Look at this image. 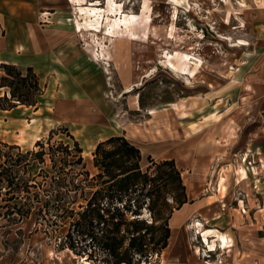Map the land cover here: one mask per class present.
I'll use <instances>...</instances> for the list:
<instances>
[{"label": "rangeland", "instance_id": "obj_1", "mask_svg": "<svg viewBox=\"0 0 264 264\" xmlns=\"http://www.w3.org/2000/svg\"><path fill=\"white\" fill-rule=\"evenodd\" d=\"M58 4L51 15H40L39 4L37 21L51 32L47 35L53 41V55L61 56L54 63L61 70L52 76L47 64L41 65L42 74L34 70L42 86L36 106L0 110V147L36 150V143L46 142L52 133L54 141L71 143L68 132L83 149L86 170L94 175L97 145L125 136L141 150L144 169L149 157L157 162L176 161L189 202L172 219L186 209L205 207L180 226L184 248L191 251L188 258L195 257L197 248L203 249L194 222L210 229L214 221L223 223L224 216H240V200L249 216L244 227L259 229V237L264 238L262 154L255 151L243 157L241 147L233 143L240 152L229 151L225 158L220 155L207 167L200 165L206 163L204 150L189 151L193 135L199 134L204 142L209 126L223 119L212 102L224 93V78L238 68L242 51L253 45V24L257 13L264 10V0H85L84 7L95 8L97 16L89 11L79 15L65 0ZM126 16H134L128 25L118 22ZM77 20L85 24L82 33L76 28ZM239 41L248 45L240 46ZM8 54L15 57L11 50ZM3 90L10 96L8 89ZM173 124L181 134L166 140L162 131L169 132ZM242 169L249 179L255 177L248 186L239 175ZM221 176L225 194L222 203L216 204ZM3 198L0 214L5 215L11 208ZM38 219L0 216V264H95L58 248L54 238L66 236L68 225L60 222L49 227L44 220L38 224ZM173 228H179L177 221ZM233 228L231 223L229 229ZM217 256L207 253L198 264L215 262ZM178 262L161 255L150 264Z\"/></svg>", "mask_w": 264, "mask_h": 264}, {"label": "trees", "instance_id": "obj_2", "mask_svg": "<svg viewBox=\"0 0 264 264\" xmlns=\"http://www.w3.org/2000/svg\"><path fill=\"white\" fill-rule=\"evenodd\" d=\"M0 68V88L10 93L0 97V110L36 106L42 86L34 69ZM54 136L38 141L36 150L0 147V197L11 208L0 216L68 225L66 236L54 238L58 248L95 264H150L160 257L169 246L173 215L189 202L176 161L149 157L144 169L141 150L115 136L97 145L92 175L79 142L68 132L71 143Z\"/></svg>", "mask_w": 264, "mask_h": 264}, {"label": "crops", "instance_id": "obj_3", "mask_svg": "<svg viewBox=\"0 0 264 264\" xmlns=\"http://www.w3.org/2000/svg\"><path fill=\"white\" fill-rule=\"evenodd\" d=\"M60 1L0 0L1 63L31 67L39 74L43 73L41 65L47 64L51 70V76L56 74V70H61V67L54 63L55 59L59 60L61 56L54 57L53 55V41L47 35V32L49 34L51 32L47 28L39 26L40 23L37 21V6L39 4L42 7L39 14L43 13L45 15L52 11L53 6L58 7ZM65 2L69 3L67 0ZM257 14L255 17L257 21H254V29H252L254 36H256L253 45L242 51L240 65L234 72L228 73V76L224 78V93L217 95L220 97L212 102L213 108L218 106L217 109L222 111L220 113L223 116L222 121L209 126L208 135L204 142L200 141L199 134L192 136L189 151L194 148L195 150L202 149L205 151L203 155L206 163L205 165L200 163L201 166H210L212 160L214 161L220 155H224L225 158L226 153L229 151L240 152V150L237 151L236 148L232 147L234 143L241 147L243 157L255 151L262 154L260 156H262L261 160L264 167V10ZM45 17L48 22L49 15ZM44 32H46L45 36ZM10 50L15 53L14 58L8 54ZM0 90L3 92V94H0V97H2L6 92L2 88ZM213 93L217 94L219 92L215 90ZM185 113L188 112L185 111ZM170 128L169 132L164 129L162 131L165 139H177L178 134H181L180 129L175 124L171 125ZM245 173V178L241 180L244 185L248 186L255 177L249 179L246 171ZM247 217L249 216H224L223 223L214 221V225L210 229H206L212 231L213 234L226 235L231 241V245H233L224 252H212L211 254L218 255L216 261L222 257L220 255H223L222 261L225 264H264V238L259 237V229L244 227L245 222L249 220ZM185 220L182 216L177 219V227H179L177 230L180 232L181 237L180 247L177 243V246L172 249L170 243L163 252L162 257L179 261L174 264H198L200 257H197L194 253L195 257L188 258L191 251L184 248L185 241L180 226ZM231 223L235 225V228L229 229ZM175 230V228H172L171 238H173ZM203 249L201 250L207 251L204 246ZM205 254L207 255V252Z\"/></svg>", "mask_w": 264, "mask_h": 264}, {"label": "bare ground", "instance_id": "obj_4", "mask_svg": "<svg viewBox=\"0 0 264 264\" xmlns=\"http://www.w3.org/2000/svg\"><path fill=\"white\" fill-rule=\"evenodd\" d=\"M67 2H69L70 4L74 5L77 9V12L79 15H83L86 13V11H89L92 15L97 16V10L94 9H89V8H85V0H67ZM134 16H126L124 17V20H119L118 22H124L125 25H128V23H130L133 20ZM76 28L78 30V32L82 33L83 29L85 28V24L81 23L80 21L77 20V24H76ZM240 46H246L247 43L245 41H239L237 43ZM98 58L99 55H96ZM104 56V55H103ZM182 59H189L188 55H181L180 56ZM106 60L105 58H103V61ZM199 61H196V67L198 66ZM183 70V69H182ZM196 70V68H195ZM184 71V70H183ZM183 175V174H182ZM239 175L241 176V178H245L246 173L245 171L242 169V171H240ZM224 182V178L223 176L220 177L219 179V187L216 188V204L222 203V198H224V194H225V187H223L222 183ZM213 204V203H212ZM212 204H209L208 206H212ZM240 208H241V212L239 213L240 216H246L248 214V211L246 210L245 204L244 202L241 200L240 201ZM203 209H205V207L202 206H198L195 207L194 209H186L185 211H183L179 216H182L183 218L187 219L190 216H196L198 213H201L203 211ZM179 216H175L171 222V229L173 228V224L175 225V221H177ZM193 228L195 230H197L196 234L199 235L202 238V244L205 248V250H207L206 252L208 253H218L219 251H226L227 249L233 247V245H231V241L229 240V238L221 233H215L213 234L212 231L206 230L204 229V224L200 221H195L193 224ZM180 232H178V230L176 229L173 233V238L170 239V243L172 244V249H174L175 246H177V243L179 244L180 247ZM204 251V255L203 251L200 248H197L195 251V254L197 257H204L207 255ZM222 256V257H221ZM220 259L218 261L215 262H206L205 264H225L224 261H222L223 259V255H220ZM166 258V257H165Z\"/></svg>", "mask_w": 264, "mask_h": 264}]
</instances>
